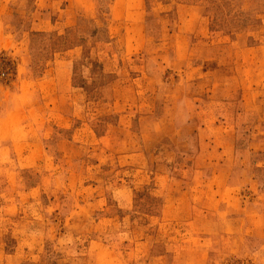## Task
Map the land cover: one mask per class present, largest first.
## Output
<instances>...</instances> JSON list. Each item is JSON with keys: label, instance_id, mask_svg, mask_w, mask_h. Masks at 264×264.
<instances>
[{"label": "rangeland", "instance_id": "1", "mask_svg": "<svg viewBox=\"0 0 264 264\" xmlns=\"http://www.w3.org/2000/svg\"><path fill=\"white\" fill-rule=\"evenodd\" d=\"M0 264H264V0H0Z\"/></svg>", "mask_w": 264, "mask_h": 264}]
</instances>
